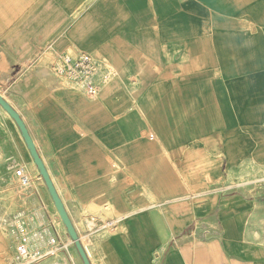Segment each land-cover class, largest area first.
<instances>
[{"label":"crops","instance_id":"0c3cea01","mask_svg":"<svg viewBox=\"0 0 264 264\" xmlns=\"http://www.w3.org/2000/svg\"><path fill=\"white\" fill-rule=\"evenodd\" d=\"M80 52L109 71L96 99L53 72ZM0 95L91 264H264V0H0ZM0 122L2 157L31 179V234L55 229L61 262L84 264Z\"/></svg>","mask_w":264,"mask_h":264},{"label":"built area","instance_id":"2783aa9c","mask_svg":"<svg viewBox=\"0 0 264 264\" xmlns=\"http://www.w3.org/2000/svg\"><path fill=\"white\" fill-rule=\"evenodd\" d=\"M52 69L57 77L71 84L90 99L98 98L101 87L110 77L109 71H102L97 60L84 52L59 55ZM16 176L22 186L31 185V179L22 169L17 170ZM14 229L18 238L16 246L18 264H74L72 260L61 262L60 255L67 250L69 244L60 240L55 229L47 235L37 233L32 235L22 216L17 217ZM43 239L45 247L38 244V241Z\"/></svg>","mask_w":264,"mask_h":264},{"label":"rangeland","instance_id":"374dc122","mask_svg":"<svg viewBox=\"0 0 264 264\" xmlns=\"http://www.w3.org/2000/svg\"><path fill=\"white\" fill-rule=\"evenodd\" d=\"M1 112L4 110L0 107ZM5 114V113H4ZM7 116V115H6ZM1 126V122H0ZM17 169L13 160H7L0 153V264H17L15 246L11 250L10 244L2 229L5 230L8 218L16 219L23 216V212L19 211L18 197H23V192L29 187L21 185L20 180L16 177ZM23 200V199H22ZM14 224V223H13Z\"/></svg>","mask_w":264,"mask_h":264},{"label":"water","instance_id":"95a60500","mask_svg":"<svg viewBox=\"0 0 264 264\" xmlns=\"http://www.w3.org/2000/svg\"><path fill=\"white\" fill-rule=\"evenodd\" d=\"M0 107L12 118V120L15 122V124L17 125L26 145L27 148L30 152V155L40 173V176L42 177L47 190L50 194V197L55 205V208L58 212V215L68 233V236L70 238V240L72 241V243L74 244V246L77 249V252L81 258V260L83 261L84 264H91L86 252L83 248V245L81 244V241L77 235V232L75 231L69 217L68 214L63 206V203L61 201V199L59 198L55 187L51 181V178L43 164V161L41 160V158L39 157V154L37 153L36 147L34 145V142L27 130V127L25 125V123L23 122V120L21 119L20 115L11 107V105L6 102L4 100V98L0 95Z\"/></svg>","mask_w":264,"mask_h":264}]
</instances>
